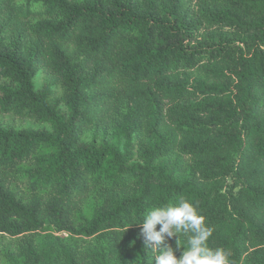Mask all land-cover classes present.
<instances>
[{
  "label": "trees",
  "instance_id": "1",
  "mask_svg": "<svg viewBox=\"0 0 264 264\" xmlns=\"http://www.w3.org/2000/svg\"><path fill=\"white\" fill-rule=\"evenodd\" d=\"M0 115V260L154 264L186 198L264 264V0H0Z\"/></svg>",
  "mask_w": 264,
  "mask_h": 264
},
{
  "label": "clouds",
  "instance_id": "2",
  "mask_svg": "<svg viewBox=\"0 0 264 264\" xmlns=\"http://www.w3.org/2000/svg\"><path fill=\"white\" fill-rule=\"evenodd\" d=\"M133 224L140 225V235L145 247L154 254V264H233L228 251L209 246L213 229L198 207L186 198H180L175 204L153 206L139 223ZM173 237L182 249L179 257L176 249L167 243ZM181 237L186 239L184 248L178 243Z\"/></svg>",
  "mask_w": 264,
  "mask_h": 264
},
{
  "label": "rangeland",
  "instance_id": "3",
  "mask_svg": "<svg viewBox=\"0 0 264 264\" xmlns=\"http://www.w3.org/2000/svg\"><path fill=\"white\" fill-rule=\"evenodd\" d=\"M37 86L39 87L41 84H42V74H39V77L37 79ZM15 123L16 126L18 127H37L36 125H33L30 121L28 120H24V119H12L8 116H2L0 115V123ZM0 264H9L8 262L6 261H3V260H0Z\"/></svg>",
  "mask_w": 264,
  "mask_h": 264
}]
</instances>
